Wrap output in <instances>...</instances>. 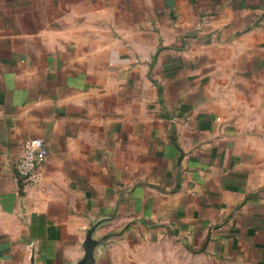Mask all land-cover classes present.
<instances>
[{
  "label": "crops",
  "instance_id": "0c3cea01",
  "mask_svg": "<svg viewBox=\"0 0 264 264\" xmlns=\"http://www.w3.org/2000/svg\"><path fill=\"white\" fill-rule=\"evenodd\" d=\"M141 235L264 264L263 1L0 0V264Z\"/></svg>",
  "mask_w": 264,
  "mask_h": 264
},
{
  "label": "rangeland",
  "instance_id": "374dc122",
  "mask_svg": "<svg viewBox=\"0 0 264 264\" xmlns=\"http://www.w3.org/2000/svg\"><path fill=\"white\" fill-rule=\"evenodd\" d=\"M125 240L122 245L115 243L106 248L105 264H219L174 239L154 241L141 235V239L126 236Z\"/></svg>",
  "mask_w": 264,
  "mask_h": 264
},
{
  "label": "built area",
  "instance_id": "2783aa9c",
  "mask_svg": "<svg viewBox=\"0 0 264 264\" xmlns=\"http://www.w3.org/2000/svg\"><path fill=\"white\" fill-rule=\"evenodd\" d=\"M264 3V0H262ZM48 149L40 138L29 139L24 143L22 154L15 164V177L19 182L40 185V167L47 161Z\"/></svg>",
  "mask_w": 264,
  "mask_h": 264
},
{
  "label": "water",
  "instance_id": "95a60500",
  "mask_svg": "<svg viewBox=\"0 0 264 264\" xmlns=\"http://www.w3.org/2000/svg\"><path fill=\"white\" fill-rule=\"evenodd\" d=\"M86 258L84 259V261H82L81 264H95L94 258L91 255V253L88 251V248L86 247Z\"/></svg>",
  "mask_w": 264,
  "mask_h": 264
}]
</instances>
